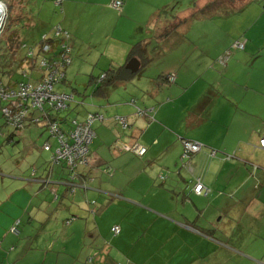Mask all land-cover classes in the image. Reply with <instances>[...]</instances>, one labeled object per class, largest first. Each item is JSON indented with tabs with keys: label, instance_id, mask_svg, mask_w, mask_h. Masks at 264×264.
Here are the masks:
<instances>
[{
	"label": "crops",
	"instance_id": "1",
	"mask_svg": "<svg viewBox=\"0 0 264 264\" xmlns=\"http://www.w3.org/2000/svg\"><path fill=\"white\" fill-rule=\"evenodd\" d=\"M116 1L123 3L120 18L137 24L128 36L129 40L111 42L103 54L106 61L101 63L103 59L99 58L95 64L96 69L101 64L100 69L106 70L98 76L92 72L91 79H98L107 70L125 65L130 50L138 42L150 39L146 49L149 66L171 51L185 49L184 45L190 43L187 36L190 10L177 16L179 20H188L186 25L158 42L155 38L162 27L157 22V12L167 7L171 0ZM206 1L208 4L213 0ZM252 4L255 2L242 10ZM199 10H202V2H199ZM253 12L259 17L262 15L259 8ZM163 16L168 18V14ZM209 34L206 32L205 36ZM236 36L225 33L218 36L219 48L215 49L217 61L230 52L225 65L218 63L230 77L238 69L241 59L246 63L253 57L264 60V46L253 41L247 40V44L245 41L243 50L232 48ZM196 48L202 54L201 48ZM233 51L243 53L231 60ZM180 52L176 62L167 68L154 71L150 76L143 74L126 84L111 86L106 89L105 96L97 97L100 100L93 111L102 114L105 120L94 124L96 138L91 145L90 165L79 168L75 180L77 187L86 186L80 190L90 186L88 190L92 193L71 196L65 191L54 194L55 197L53 193H36L47 183L48 186L69 187L71 177L67 167L51 161V166L42 168L39 177L35 174V178L29 180L33 183L34 193H0V264H224L237 257L246 263L264 264V164L248 169L252 165L250 161L254 160L251 145L258 143L257 148L264 151L260 148V140L264 137V79L250 80L246 84L239 83L234 77L219 81L217 73L211 70L209 77L216 80L202 82V87L198 88L202 102L194 105L193 111L183 119L188 127L205 130L215 114L219 118L215 124L226 136L223 147H228L226 140H229V148L240 150L237 173L244 178L234 190L236 193L229 194L232 201L227 211L233 217H230L227 229H223L226 231L218 235L217 225L212 223L214 220L203 221L204 206L202 213L196 208L199 217L195 219L184 204L180 210L179 198L183 197V202L187 200L186 193H143L139 189L143 181L148 184L150 175L157 173L161 163L170 165L182 151L174 132L167 128L177 106L165 104L164 99L168 95L183 98L191 86L200 84L204 71L199 61L194 67H187L185 51ZM78 64L66 69V75L72 69L70 75L73 76L74 70L79 69ZM171 74H175L174 83L159 80L161 75L168 78ZM132 101L137 108L153 110V118L138 117ZM160 105L163 106L160 108ZM89 111L77 113L83 118ZM116 117H125L129 128L123 129ZM180 139L198 141L186 137ZM118 142L130 146L138 143L146 147L147 152L138 157L122 150L117 146ZM176 146L178 152L173 156L171 150ZM233 154L236 157L237 153ZM219 166L211 164L207 169L202 168L199 176L205 185L223 172ZM64 212L71 213L64 222L68 229L45 237V231L54 230ZM26 215L29 223L24 224L22 231L13 233L18 220L21 226V217ZM69 218L74 220L67 225ZM115 226L120 227L118 236L112 233ZM34 227L40 231L36 236L31 233ZM14 235L18 238L12 237ZM15 242L20 246L18 252H13L14 246L8 251Z\"/></svg>",
	"mask_w": 264,
	"mask_h": 264
},
{
	"label": "rangeland",
	"instance_id": "2",
	"mask_svg": "<svg viewBox=\"0 0 264 264\" xmlns=\"http://www.w3.org/2000/svg\"><path fill=\"white\" fill-rule=\"evenodd\" d=\"M0 1L5 3L8 12L3 31L0 35V79L1 75L5 72L8 74L4 77H9V81L13 78L14 80L26 79L29 81L27 78L21 76L23 70L27 71L34 80L40 78L43 73L38 67L30 65V61L34 59L32 56H29V53L34 52L36 56L35 60L38 61L39 57L37 55L41 39L44 36L52 39L54 29L60 26L69 32L70 45L75 51L72 50V64L69 67L73 68L76 66V62H78L79 69L74 70L73 76L70 75L71 69L67 73V79L55 86V91L74 94L76 102L84 103L83 106L78 107H76L75 103L72 104L67 111L60 113V116L69 117V120H81L77 112L82 113L88 110L91 111L87 113L94 112L93 107L97 106L100 99L93 96L94 88L90 82L91 75L94 72L93 75L98 76L99 73L106 70L100 69L102 68L100 67L101 64L96 69L95 64L99 58L103 59L101 63L106 61L103 58V54L113 40L117 42L129 40L128 36L135 29L137 23L135 22V24L129 19L127 21L121 19L120 15L122 11L116 10L111 6L110 2L112 0ZM59 1L62 4L58 6ZM199 2H202V13L199 10ZM206 2V0H171L167 7L162 8L169 13L168 18L163 16L165 13L157 17L159 27L161 26L163 30L174 22V18L178 16V13L190 10V27H188L187 33L190 43L184 45L186 48L183 50L177 49L171 51L169 55L155 60L154 64L147 67L144 74L150 76L154 71H160V69L167 68L172 63H175L179 53H182L180 51H185L183 54L186 55L185 62H187V67H194V63L199 61L202 62V71L204 72H202L200 84L198 83L199 85L196 87L191 86L189 92L183 98L179 99L180 97L175 98L170 95L165 97V104L171 103L177 106V110L173 112V118L170 120L167 128L174 132L182 151L174 157L170 165H162L163 163H161L157 173L150 175V181L147 185L146 181H143L142 186L139 185V187L137 185V187L143 193H154L155 191H159L160 193H186L187 200L183 202V197L182 199L179 198V205L182 207L180 210L183 209L184 204L190 211L191 218L195 219L199 217L196 208H199L202 213V207L204 206V209H206L202 218L203 221L207 219L214 220L212 223L217 225L216 233L220 235L221 232L226 231L223 229H227L226 225L229 223L230 217H233L227 211L230 210L229 205L232 201L229 194L236 193L234 190L244 178V176L237 173L239 170L237 163L241 159L239 155L240 150H238V147L234 149L229 148V140H226L228 147H223L226 136L222 128L215 124L216 120L219 119L215 114L212 117L213 119L206 125L207 128L205 130L198 127L190 128L186 123H183V119L188 117L191 111H193L191 108L194 105L202 102V93L198 92V88L202 87V82L216 79L220 81L225 78L234 77L233 79L239 83L246 84L250 80L264 79L263 57H259L258 59H254L253 57L247 63L241 59L239 64H237L238 69L232 75L233 77L225 75L224 68L219 66L216 60L217 57H215V49L219 48L217 38L218 36H223V33L230 36L237 35L233 39V44L237 41H246L247 44L248 40L249 42L253 41L257 45L264 46V0H258L255 4L239 12H228L227 9L223 8L222 2L211 7L207 6ZM256 8H259L262 14L261 17H259L258 13L253 12V9ZM162 9H159L158 15ZM204 10L211 12L206 13ZM196 13L198 14L197 16H195ZM183 25H186V23ZM206 32L210 34L205 36ZM155 40L160 41L158 34ZM148 42H150V39ZM154 43L157 45V42ZM196 46L201 48L200 52L202 54L198 53ZM242 53L243 51H233L231 60L236 55L239 56ZM21 62H24L23 67L20 66ZM36 64L38 65L39 62ZM211 70L217 73L218 78L209 77ZM3 105L4 103L0 102V193H34L33 183L29 180L34 179L35 176L33 175L35 174H37L36 177H39L38 174L42 172V168L51 166L49 163L56 148V142L49 137L47 131L39 126L22 131H14V129L6 124L3 117L1 109ZM132 105L137 110V105ZM162 106L160 105L159 107L161 108ZM185 137L198 140L197 142L203 145L202 151L194 155L190 160L183 158V143L181 139L179 140V138ZM202 140L205 142H202ZM46 142L50 143L53 148L52 151L47 152L44 150ZM251 146L250 153L254 155V160L250 161L252 165L248 169H253L254 166H263L261 164H264V151L257 148L259 147L258 143H253ZM177 150L178 146L172 148L171 153L173 156L176 155ZM212 150L217 151L215 158L209 156ZM235 152L237 153L236 157L233 154ZM231 163L234 164L232 167L229 166ZM211 164L220 165L219 169L222 168L223 172L218 170V172L220 171L219 175L217 174L218 176L216 175L210 183H206V187L211 190L212 194L209 197L202 196L197 198L191 192L193 187L192 180L195 175H202V168L205 167L207 169ZM243 168L244 166L240 171H243ZM193 171L196 173L194 174ZM52 181L55 182L54 180ZM251 184L252 186L254 185L253 183ZM80 186L86 188V186ZM81 187L48 186L47 183V185L41 186L42 191L40 189V192L36 191V193H53V195H56V193H64L66 191L65 193H70L71 196L74 193H92L88 190L90 186H88L87 190H80ZM221 208L222 211L220 210ZM70 216L71 213L64 212L62 215L63 219L58 221L55 229L45 231L47 233V235L44 234L45 237H49V235L54 233L56 235L62 233L61 231L68 227L64 225L65 219ZM21 221L22 225L20 226V220H18L14 227L17 231L13 230V233L17 234V232L22 231L24 224L29 223L28 215L21 217ZM36 227H39V225H36ZM31 230L33 236H36L40 232L35 227ZM12 237L18 238L16 235ZM12 246L15 247L13 252L17 253L20 248L18 243L15 242L10 245L8 251ZM224 264L250 263H246L237 257L232 258L229 263L225 262Z\"/></svg>",
	"mask_w": 264,
	"mask_h": 264
},
{
	"label": "built area",
	"instance_id": "3",
	"mask_svg": "<svg viewBox=\"0 0 264 264\" xmlns=\"http://www.w3.org/2000/svg\"><path fill=\"white\" fill-rule=\"evenodd\" d=\"M4 6L5 15L0 21V35L4 28L6 20L7 6L0 1ZM59 4V2H58ZM111 6L116 10L122 9L121 1L112 2ZM42 49L38 55V61H35L33 67H38L43 75L34 80L27 71L23 70L22 76L26 79L14 84H0V101L4 103L2 113L6 123L15 128L22 129L24 120L29 113L34 110L39 114V117L33 118L32 122L45 129L49 137L57 142V147L52 154V163L64 164L70 171L71 181L67 184L70 188H76L75 180L78 176V169L87 167L91 161V145L96 138L94 124L103 122L105 117L98 113H87L81 120L72 119L66 126L65 120L60 113L67 111L72 104H77L74 94H66L55 91V86L66 80V69L72 63V47L70 45V34L61 27H57L55 31L54 42L51 43L48 37L43 38ZM234 49L242 50L245 48V42L237 41L233 45ZM60 51L58 52V50ZM33 52L30 53L32 56ZM42 55V56H40ZM229 58V52L226 56L220 58V64L225 65ZM39 62L37 65L36 63ZM105 75H102L99 81L103 80ZM169 80L174 82L175 75H170ZM34 81V82H33ZM134 104V101H132ZM153 110H142L137 108L138 117L153 118ZM64 120V121H63ZM116 120L123 129L129 128L128 121L125 117H116ZM68 127V128H67ZM184 153L183 158L192 159L196 154H199L203 145L191 140H182ZM117 146L124 151L133 152L138 157H143L147 148L136 143L135 145H126L118 142ZM260 148L264 149V137L260 140ZM44 150L50 152L53 150L49 142L45 143ZM211 158L217 156V151L212 150L209 154ZM193 187L191 192L196 196H209L211 190L206 187L201 176H194ZM74 220V218H72ZM72 220L66 221L69 225ZM14 231H17L15 228ZM114 236L120 234V227L112 228Z\"/></svg>",
	"mask_w": 264,
	"mask_h": 264
},
{
	"label": "trees",
	"instance_id": "4",
	"mask_svg": "<svg viewBox=\"0 0 264 264\" xmlns=\"http://www.w3.org/2000/svg\"><path fill=\"white\" fill-rule=\"evenodd\" d=\"M258 0H213L211 3H208L207 6L211 7L215 4H218L220 2H222L223 4V8L227 9L228 12H239L241 11L245 6H247L248 4L252 3V2H256ZM62 2L59 1V4H57L58 6L61 5ZM123 4V3H122ZM123 8V6H122ZM206 11V13L208 12H211L209 10H204V12ZM168 14L169 13L167 12V10L165 9H162V11L159 13L158 16H161L163 14ZM201 13H202V10H201ZM164 14V15H165ZM198 14L196 13L195 16H197ZM194 16V17H195ZM188 20H179L177 17L174 18V22L165 27V29H163L161 31V33L158 34V39L159 40H162V39H165L167 37H169L172 33H174L180 26H182L183 24L187 23ZM60 27V26H58ZM62 28V27H61ZM57 27L54 29V34H53V38H55V31H56ZM65 30V29H64ZM66 31V30H65ZM68 32V31H67ZM69 33V32H68ZM47 37V36H46ZM50 39L51 43L54 42V40ZM43 39H41V42H40V49H39V52L41 51L42 49V45H43ZM234 45V44H233ZM232 45V46H233ZM149 46V43L146 42V41H141V42H138L136 45H134L132 47V49L130 50L129 54H128V57H127V60H126V64L123 65V66H119V67H116V68H113V69H110V70H107L104 75V79L99 81L100 77L98 79H94L92 78L91 79V85H93V88H94V92H93V96L94 97H103L105 96V91L107 88L111 87V86H114V85H118V84H126V83H129L131 82L132 80H134L135 78H138L140 76H142L144 74V72L146 71L147 67L149 66L150 64V60L147 58L146 56V49L147 47ZM233 48V47H232ZM243 50V49H242ZM39 52H38V55H39ZM229 51H227L228 53ZM34 53V52H33ZM226 53V54H227ZM226 54L224 56H226ZM37 55V57H38ZM29 56L30 53H29ZM32 57L34 60L30 61V65L33 66V64L35 63V55L32 54ZM223 57V56H222ZM229 57H230V52H229ZM221 58V57H220ZM220 58L219 60L217 61L218 63H220ZM37 59V58H36ZM133 59H136L140 62V69L137 73H132L126 66L127 64L133 60ZM229 60V58H228ZM227 60V62H228ZM226 62V63H227ZM24 62H21L20 66L23 65ZM223 65V64H222ZM23 67V66H22ZM8 73H3V75H1V81H0V84H3V85H8V84H14V83H17L19 81H22L24 79H11L9 81V77H4V76H7ZM171 75H175V74H171ZM22 76V75H21ZM23 77V76H22ZM169 77L170 75L168 76V78H166V76H160L159 80H164L165 83H174V82H171L169 80ZM176 79V77H175ZM1 102V101H0ZM83 102H78L76 105V107L78 106H83ZM3 106H1V109H2ZM92 113V112H90ZM94 113V112H93ZM3 114V113H2ZM78 114V113H77ZM87 115V113L85 114ZM4 117V115H3ZM39 117V114L36 113L34 110H32L29 115L25 118L24 120V127L22 129H15L13 127H11L12 129H14V131H22V130H25L27 128H31V127H36V125L32 122V119L33 118H37ZM62 118L66 119L65 120V125L68 126L69 124V117H61V120ZM5 119V118H4ZM6 121V120H5ZM64 121V120H63ZM7 124V123H6ZM8 125V124H7ZM68 128V127H67ZM43 129V128H42ZM45 130V129H44ZM46 131V130H45ZM183 140H187V139H183ZM195 142V141H194ZM201 144V143H200ZM52 158V157H51ZM215 158V157H214ZM52 162V160H51ZM54 164V163H53ZM70 173V171H69ZM71 175V173H70ZM68 220H71L70 218ZM67 220V221H68Z\"/></svg>",
	"mask_w": 264,
	"mask_h": 264
},
{
	"label": "water",
	"instance_id": "5",
	"mask_svg": "<svg viewBox=\"0 0 264 264\" xmlns=\"http://www.w3.org/2000/svg\"><path fill=\"white\" fill-rule=\"evenodd\" d=\"M140 62L136 59L131 60L128 64H127V68L132 72V73H137L140 69Z\"/></svg>",
	"mask_w": 264,
	"mask_h": 264
},
{
	"label": "bare ground",
	"instance_id": "6",
	"mask_svg": "<svg viewBox=\"0 0 264 264\" xmlns=\"http://www.w3.org/2000/svg\"><path fill=\"white\" fill-rule=\"evenodd\" d=\"M5 15V11H4V7L2 6V4L0 3V21L3 18V16Z\"/></svg>",
	"mask_w": 264,
	"mask_h": 264
}]
</instances>
